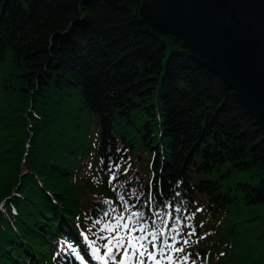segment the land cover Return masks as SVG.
<instances>
[{
  "label": "trees",
  "instance_id": "16d2710c",
  "mask_svg": "<svg viewBox=\"0 0 264 264\" xmlns=\"http://www.w3.org/2000/svg\"><path fill=\"white\" fill-rule=\"evenodd\" d=\"M140 2L0 0V264L104 253L135 211L188 264H264V128Z\"/></svg>",
  "mask_w": 264,
  "mask_h": 264
},
{
  "label": "water",
  "instance_id": "95a60500",
  "mask_svg": "<svg viewBox=\"0 0 264 264\" xmlns=\"http://www.w3.org/2000/svg\"><path fill=\"white\" fill-rule=\"evenodd\" d=\"M138 15L180 38L264 127V0H141Z\"/></svg>",
  "mask_w": 264,
  "mask_h": 264
},
{
  "label": "snow or ice",
  "instance_id": "6c2138e0",
  "mask_svg": "<svg viewBox=\"0 0 264 264\" xmlns=\"http://www.w3.org/2000/svg\"><path fill=\"white\" fill-rule=\"evenodd\" d=\"M115 177L116 174L113 172L109 183H111ZM120 199L124 200V197L121 196ZM104 203L109 202L105 201ZM113 211L115 210L113 209ZM177 211H179V209H177ZM104 215L108 216V213L106 212ZM136 216H140L141 220L143 218L142 213L134 212L126 218L123 213H121L114 218V223L109 222L103 225L101 231L108 230L110 233H114V235H112L104 245L106 249L104 254L98 255L97 259L104 261V264H108L105 257H110L112 260H115L116 257L113 253L122 250L123 254L118 264H129V260L132 258H135V264H147L148 261H152V264H162V261L165 260L168 261L169 264H188L191 254L185 253L183 256L176 257L172 254L184 252L183 246L176 247L178 243L176 235L171 236V242H169L168 239H164L158 244V239L164 235L163 230L155 226L152 231H148L145 223L133 220ZM127 221H133V223L130 225ZM179 222L180 218L177 217L176 223L172 225L177 235H179L177 227ZM137 232L140 234L136 235L135 233ZM194 232L195 229H193V232L189 235L194 234ZM189 242L188 239H184L183 245H187ZM149 246H151V250ZM95 251L99 253L100 249L97 248ZM158 256L159 259L157 258ZM191 264H196V261L191 260Z\"/></svg>",
  "mask_w": 264,
  "mask_h": 264
},
{
  "label": "rangeland",
  "instance_id": "374dc122",
  "mask_svg": "<svg viewBox=\"0 0 264 264\" xmlns=\"http://www.w3.org/2000/svg\"><path fill=\"white\" fill-rule=\"evenodd\" d=\"M98 256V255H97ZM97 256H96V260H97V262L98 263H102L103 261L102 260H99V259H97ZM135 264V263H134Z\"/></svg>",
  "mask_w": 264,
  "mask_h": 264
},
{
  "label": "bare ground",
  "instance_id": "6f19581e",
  "mask_svg": "<svg viewBox=\"0 0 264 264\" xmlns=\"http://www.w3.org/2000/svg\"><path fill=\"white\" fill-rule=\"evenodd\" d=\"M244 105V104H243ZM245 106V105H244ZM247 109V108H246ZM248 110V109H247ZM249 111V110H248ZM258 121V120H257ZM259 122V121H258ZM261 125V124H260ZM262 126V125H261ZM263 127V126H262ZM264 128V127H263ZM119 191V190H118ZM128 204V203H127ZM152 205V204H151ZM134 207V206H133ZM135 208V207H134ZM164 209V208H163ZM136 212V211H135ZM142 212V211H141ZM146 215V214H145Z\"/></svg>",
  "mask_w": 264,
  "mask_h": 264
}]
</instances>
